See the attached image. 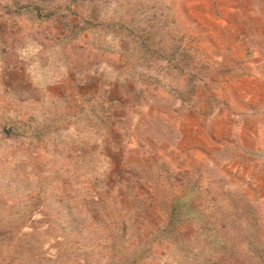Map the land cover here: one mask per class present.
<instances>
[{
	"label": "rangeland",
	"instance_id": "rangeland-1",
	"mask_svg": "<svg viewBox=\"0 0 264 264\" xmlns=\"http://www.w3.org/2000/svg\"><path fill=\"white\" fill-rule=\"evenodd\" d=\"M0 264H264V0H0Z\"/></svg>",
	"mask_w": 264,
	"mask_h": 264
}]
</instances>
